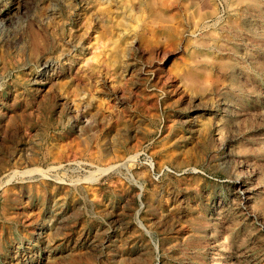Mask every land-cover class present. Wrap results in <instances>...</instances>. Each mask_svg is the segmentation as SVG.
Segmentation results:
<instances>
[{
	"label": "rangeland",
	"instance_id": "rangeland-1",
	"mask_svg": "<svg viewBox=\"0 0 264 264\" xmlns=\"http://www.w3.org/2000/svg\"><path fill=\"white\" fill-rule=\"evenodd\" d=\"M0 264H264V0H0Z\"/></svg>",
	"mask_w": 264,
	"mask_h": 264
},
{
	"label": "bare ground",
	"instance_id": "bare-ground-1",
	"mask_svg": "<svg viewBox=\"0 0 264 264\" xmlns=\"http://www.w3.org/2000/svg\"><path fill=\"white\" fill-rule=\"evenodd\" d=\"M152 1V0H151ZM150 2V1H149ZM134 3V2H133ZM153 3V2H152ZM131 5V4H130ZM129 5V6H130ZM142 5H144V4H142ZM152 6H153V4H151ZM164 5V4H163ZM108 6V5H107ZM134 6V5H133ZM66 7V6H65ZM165 7V6H164ZM107 8V7H106ZM119 8H121V7H119ZM140 8V7H139ZM105 9V8H104ZM106 10H108V8L106 9ZM63 11V10H62ZM119 12H120V10H119ZM143 12V11H142ZM63 13V12H62ZM65 13V12H64ZM113 13V12H112ZM135 13V12H134ZM141 13V12H140ZM157 13V12H156ZM92 14V13H91ZM101 14V13H100ZM86 15V14H85ZM109 15V14H108ZM136 15V14H135ZM164 15V14H163ZM92 16V15H91ZM127 16V15H126ZM141 16V15H140ZM167 16V15H166ZM83 17V16H82ZM99 17V16H98ZM100 18V17H99ZM114 18V17H113ZM119 18V17H118ZM130 18V17H129ZM204 20V19H203ZM207 20V19H206ZM53 21V20H52ZM150 22V21H149ZM54 23V22H53ZM83 23V22H82ZM99 23V22H98ZM114 23H115V21H114ZM110 24V23H109ZM205 25V24H204ZM50 26V25H49ZM101 27H102V29L107 33V34H111L112 33V28H111V26L110 25H108L106 22H103L102 24H101ZM201 27V26H200ZM32 28V27H31ZM32 31V30H31ZM113 31H115V30H113ZM58 32H59V30H58ZM35 33V32H34ZM38 33V32H37ZM69 33V32H68ZM118 33V32H117ZM39 34V33H38ZM45 34V33H44ZM101 34H104V33H102L101 32ZM31 35V34H30ZM34 35V34H33ZM115 35V34H114ZM69 36V35H68ZM105 36V35H104ZM115 37V36H114ZM105 38V37H104ZM35 39V38H34ZM63 39V38H62ZM128 39V38H127ZM36 40H37V38H36ZM53 40V39H52ZM30 41V40H29ZM124 41V40H123ZM38 43V42H37ZM30 44V43H29ZM28 44V45H29ZM58 44V43H57ZM202 44V43H201ZM208 44V43H207ZM37 45V44H36ZM39 45V44H38ZM124 46V45H123ZM40 47V46H39ZM110 47V46H109ZM121 47V46H120ZM125 47V46H124ZM42 48V47H41ZM40 48V49H41ZM69 48V47H68ZM73 48V47H72ZM126 48V47H125ZM58 49H59V47H58ZM109 49V48H108ZM115 49V48H114ZM80 50V49H79ZM19 51V50H18ZM41 51V50H40ZM70 51V50H69ZM116 51V50H115ZM65 52V51H64ZM120 52V51H119ZM38 53H39V50H38ZM56 54V53H55ZM111 54V53H110ZM120 54V53H119ZM24 55V54H23ZM35 55V54H34ZM46 56V55H45ZM72 56V55H71ZM120 58V57H119ZM5 60V59H4ZM104 60H105V58H104ZM28 61H29V59H28ZM95 61V60H94ZM204 61V60H203ZM13 63V62H12ZM33 63V62H32ZM89 63V62H88ZM197 63V62H196ZM201 63V62H200ZM9 64V63H8ZM84 64V63H83ZM102 64V63H101ZM108 64H110V63H108ZM109 66V65H108ZM227 67V66H226ZM195 69V67L192 69V70H194ZM185 70V69H184ZM199 70H201V69H199ZM203 70V69H202ZM113 72V71H112ZM117 72H119V71H117ZM203 73V72H202ZM184 78V77H183ZM196 81V80H195ZM196 83H198V82H196ZM199 84V83H198ZM62 85V84H61ZM58 87V86H57ZM54 88H55V86H54ZM65 88V87H64ZM81 88V87H80ZM66 89V88H65ZM87 89V88H86ZM74 90V89H73ZM66 92V91H65ZM65 92H63V93H65ZM72 95V94H71ZM123 138V137H122ZM50 153V152H49ZM213 260V259H212Z\"/></svg>",
	"mask_w": 264,
	"mask_h": 264
}]
</instances>
